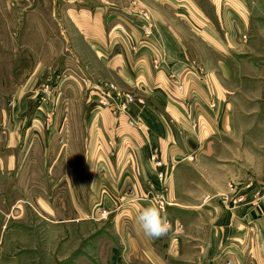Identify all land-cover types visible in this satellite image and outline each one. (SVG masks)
<instances>
[{"label": "crops", "instance_id": "0c3cea01", "mask_svg": "<svg viewBox=\"0 0 264 264\" xmlns=\"http://www.w3.org/2000/svg\"><path fill=\"white\" fill-rule=\"evenodd\" d=\"M145 1L149 6L157 0ZM158 1L168 14L171 7L181 14L175 0ZM205 1L215 11L223 3L237 13L244 7L241 0ZM132 10L126 0H65L61 9L106 79L147 102L132 105L139 126H130L127 116H113L98 103L97 84L88 87L95 104L82 123V144L83 157L95 161L90 207L119 208L114 224L124 264H264V185L246 168L251 157L264 161V99L248 97L247 108L238 107L248 84L264 80L256 72L263 63L249 53H232L237 43L230 32L224 37L208 26V36L197 34L215 53L206 66L187 55L165 20L145 36ZM8 139L10 145L14 138ZM152 153L163 161V212L172 221L158 239H147L134 224L138 211L154 203L147 194L157 186ZM190 155L194 161L187 162Z\"/></svg>", "mask_w": 264, "mask_h": 264}, {"label": "rangeland", "instance_id": "374dc122", "mask_svg": "<svg viewBox=\"0 0 264 264\" xmlns=\"http://www.w3.org/2000/svg\"><path fill=\"white\" fill-rule=\"evenodd\" d=\"M64 1L0 0V264H124L114 224L119 208L90 207L96 170L95 161L83 157L82 123L95 104L88 89L93 84L98 87L94 90L98 103L113 116H127L130 126L131 119L134 127L139 125L130 112L131 119L121 111L122 105L130 111L132 105L147 102L106 79L70 29L61 11ZM241 1L244 7L237 13L224 3L215 11L205 0H175L181 9L178 16L173 7L169 14L161 9L164 4L158 0L149 6L145 0L126 4L134 8L131 12L145 36L156 31L158 20H165L187 55L206 66L215 53L204 46L198 32L208 36V26H213L228 37L229 31L237 43L232 53H249L261 60L256 72L262 75L264 0ZM258 87H264V80L257 86L248 84L239 109L247 108L248 97L264 99ZM104 92L114 98L113 105L101 104ZM9 137L14 138L10 145ZM24 140L27 143L22 144ZM251 159L253 165L246 168L264 185V161ZM186 161H194L193 156Z\"/></svg>", "mask_w": 264, "mask_h": 264}, {"label": "clouds", "instance_id": "9594fccd", "mask_svg": "<svg viewBox=\"0 0 264 264\" xmlns=\"http://www.w3.org/2000/svg\"><path fill=\"white\" fill-rule=\"evenodd\" d=\"M134 224L147 239L161 238L172 229V221L155 203L142 207L135 216Z\"/></svg>", "mask_w": 264, "mask_h": 264}, {"label": "built area", "instance_id": "2783aa9c", "mask_svg": "<svg viewBox=\"0 0 264 264\" xmlns=\"http://www.w3.org/2000/svg\"><path fill=\"white\" fill-rule=\"evenodd\" d=\"M159 66V62L158 61H154V67L157 68ZM182 84L179 83L178 84V88H181ZM102 90V89H100ZM104 101L100 100L101 104H109L110 106L113 105L114 103L111 102L110 99H114V98H110L108 95V92H104ZM118 96V95H117ZM131 100V98H130ZM214 104L211 103L210 107H213ZM123 108H121V111L124 112L125 114H127L129 116V118L131 119V115L129 114V110L127 108V106L122 105ZM129 119V120H130ZM132 121V123H131ZM130 124H132V126H134V120L131 119ZM190 125L192 127L193 130H195L196 128V121L194 118L190 119ZM150 163L152 165V168L154 169V173L157 179V186L153 188L151 187L150 190H148V193H151V198L153 199L154 203L160 207L161 209L165 208V204L168 205L167 199L165 197V191H166V173L163 169V161L161 160V158L159 157V155L157 153H152L150 155Z\"/></svg>", "mask_w": 264, "mask_h": 264}]
</instances>
